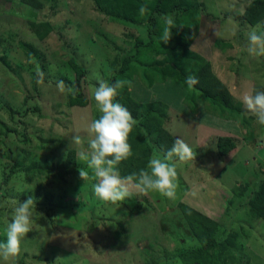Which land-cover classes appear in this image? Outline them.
<instances>
[{"label": "rangeland", "instance_id": "obj_1", "mask_svg": "<svg viewBox=\"0 0 264 264\" xmlns=\"http://www.w3.org/2000/svg\"><path fill=\"white\" fill-rule=\"evenodd\" d=\"M38 1L44 9L21 0H0V242L6 241L5 228L18 203L28 198L35 202L33 230L21 242L18 257L8 264H181L178 252L199 244L179 203L216 221V236L245 234L234 241L241 251L225 250L227 258L229 254L238 258L234 264H264V221L251 217L240 202L264 181V125L255 122L253 131L261 134L254 136L243 130L233 133L241 140L239 146L220 157L216 143L224 132L208 125H213V109L219 106L210 105L193 88L132 62L116 78L125 82L118 92L165 103L169 108L165 128L183 139L196 157L177 163L175 200L155 191L133 190L123 202L101 201L93 191L91 170L76 159L77 146L71 139L76 134L87 139V127L94 111H99L93 95L99 80L110 84L111 70L119 68L120 57L133 49L137 39H146V32L105 18L91 0ZM195 1L201 5V18L219 29L213 73L220 76V68L229 87L237 84L239 92H252L251 83L264 80V57L254 58L246 51L249 32L256 26L242 23L241 18L252 0ZM45 24L51 32L40 40L38 33ZM259 24L258 31H264V21ZM24 45L36 51L32 59ZM72 57L86 70L80 86L87 106L68 107L69 95L56 87L61 80L75 86ZM37 68L43 73L41 84H33ZM227 119L224 124H233ZM256 137L261 139L255 142ZM71 150L76 173L64 177L67 184L52 183V175L51 181L46 173H26L45 161L47 167L56 166ZM16 161L21 165H14ZM81 168L88 178L81 179Z\"/></svg>", "mask_w": 264, "mask_h": 264}, {"label": "trees", "instance_id": "obj_2", "mask_svg": "<svg viewBox=\"0 0 264 264\" xmlns=\"http://www.w3.org/2000/svg\"><path fill=\"white\" fill-rule=\"evenodd\" d=\"M97 12L105 18L128 24L134 28H143L146 32V39H137L133 44V49L121 56L120 66L117 70L112 69L110 84L116 81L117 76L125 74L132 62H137L140 66L158 74L163 79H172L182 85H187L185 79L188 75H194L198 79V84L193 90L202 94L206 101L214 106H219L220 115L235 118L243 112L241 105L230 95L226 87L218 80L211 71L210 64L201 56L190 49L191 43L197 35L198 24L201 19L202 8L195 0H91ZM22 3L40 10L41 3L38 0H21ZM146 8L144 16L140 15L139 9ZM171 16L174 26L171 29L172 37L167 44L160 39L165 27L164 17ZM242 23L250 27H255L264 20V0H252L246 5L242 12ZM43 31H39L38 38L43 40L50 32L51 27L47 24L43 26ZM28 59H32L36 51L30 46H22ZM65 48V47H64ZM76 77L75 88L78 94L68 96V107L87 106L88 101L80 86L81 79L86 75V70L73 57L69 62ZM9 69V68H8ZM38 76L34 77L37 83ZM70 84L67 83L66 86ZM35 88V86H34ZM117 101L125 106L137 121L132 133L129 136V143L133 155L121 162L119 165L121 176L132 173H139L141 169L147 170L148 162L156 151L160 155L170 150L177 139L165 128L168 121V106L160 100L145 102L144 98L132 97L129 94L118 92ZM99 111H94L93 120L99 118ZM240 140L233 137H219L216 149L220 157L228 155L233 149L239 146ZM33 164L26 173L39 174L46 173L49 179L53 177L56 185L67 184L65 176H72L76 173L75 151L67 153L64 161L58 162L55 166L49 163ZM20 166L18 161L14 162ZM53 165V166H52ZM5 172V170H4ZM50 175H52L50 177ZM2 184L7 181L4 173ZM52 181V180H51ZM1 184V185H2ZM37 192V189H36ZM249 208L251 217L264 221V181L253 186L249 195L240 201ZM231 204V203H230ZM179 210L198 242L199 246L190 250L178 252V259L181 264H234L238 258L234 254H229L228 258L225 250L233 252L237 250L234 241L237 237L245 234L235 233L224 239L225 236H216L215 231L218 223L205 214L197 211L187 204L179 203ZM152 262V261H151Z\"/></svg>", "mask_w": 264, "mask_h": 264}, {"label": "clouds", "instance_id": "obj_3", "mask_svg": "<svg viewBox=\"0 0 264 264\" xmlns=\"http://www.w3.org/2000/svg\"><path fill=\"white\" fill-rule=\"evenodd\" d=\"M146 11L143 6L139 9L141 16H144ZM164 24L160 39L167 44L172 37L173 18L170 15L164 17ZM260 28L261 25L257 24L248 35L246 51L254 58L264 57V31H258ZM36 73L37 84H41L43 73L39 68L36 69ZM198 82L194 75H188L185 79L189 89ZM124 85L125 82L122 80H116L112 84L99 80L93 95L100 115L88 125L87 139L79 134L72 137L71 143L77 146L76 159L85 162L87 168L91 170V178L95 181L94 194L103 202L112 204L123 202L126 198L132 197L133 190L140 194L155 191L169 200H175L178 189L177 163L192 161L196 157V153L181 138H177L172 148L165 154L154 153L148 162L147 170L141 169L138 174L121 176L119 165L133 155L129 136L137 123L131 112L116 99L118 89ZM56 87L65 96L78 94V89L74 86L66 87L62 80L57 82ZM242 103L246 113L255 116L258 123L264 125V90L245 92ZM79 174L82 180L89 176L83 168ZM185 179H188L187 175ZM34 206V200L28 198L13 209L11 222L5 228L6 241L0 242V260L5 264L18 257L21 242L33 230Z\"/></svg>", "mask_w": 264, "mask_h": 264}, {"label": "crops", "instance_id": "obj_4", "mask_svg": "<svg viewBox=\"0 0 264 264\" xmlns=\"http://www.w3.org/2000/svg\"><path fill=\"white\" fill-rule=\"evenodd\" d=\"M7 1L9 3H11L12 0H7ZM42 9H44V8H42ZM218 33H219V29L217 28V25H215L214 22H212V21H207V19H205L203 17L199 21L197 35L195 36V38L192 41L191 46H190V49L193 52H195L196 54L201 56L204 60H206L210 64L212 72H213V63H215L217 65V59L214 58V52L216 50L215 47H216L217 41H218L217 40ZM233 45L237 46L238 42L234 41ZM225 59H226V57H225ZM227 59H229V58H227ZM225 61H227V60H225ZM218 73H220V76L216 75L215 73H213V74L226 87V89L228 90L230 95L234 98V100L241 105V108H243L242 109V112L244 114L243 116H245V117L242 118L241 115H236L235 118L231 119L233 121V124H224V123H227L230 121L227 119V117H226L227 115L225 114V116H221L220 115V113H221L220 109H218V108L213 109L212 108L213 113L215 114L216 117L213 120V125H211V123L208 125L210 127L212 126L214 131L222 130V132H224V134L219 136V137H233V138H236L239 140V138H237L234 135V134H237L236 131H239V130H243L244 132H246V134H248V135L250 134L252 136L257 135V134H261L260 132L253 131L255 129V125L257 124V123L255 124V122H258L257 118L255 116L247 114L246 109L242 103V96L245 92H247V90H242V91L240 90V92H239V87L236 88L237 84L236 85H230V87H229L227 85L228 82H226L224 80V78H226L225 74L221 73L220 68L218 70ZM258 84H260V85H258ZM250 89L252 90L253 93H254V91L264 90V80H259V82L257 84L253 81V83H251V85H250ZM232 91H234V92H232ZM133 95H134V97H136L135 94H133ZM208 103H210V102H208ZM210 105H212V104H210ZM214 110L216 111V113ZM247 119H249L250 122H247ZM242 121H245V122L242 123ZM248 123L253 124V125L249 126ZM215 126H216V128H215ZM249 129H251V131ZM261 131L263 132V130H261ZM173 137H175V136H173ZM253 139L255 142H257V141H259L258 139H261V138L256 137Z\"/></svg>", "mask_w": 264, "mask_h": 264}]
</instances>
